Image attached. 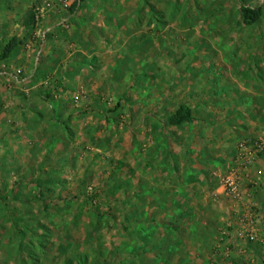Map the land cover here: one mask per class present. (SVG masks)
<instances>
[{"label": "rangeland", "instance_id": "374dc122", "mask_svg": "<svg viewBox=\"0 0 264 264\" xmlns=\"http://www.w3.org/2000/svg\"><path fill=\"white\" fill-rule=\"evenodd\" d=\"M62 3L0 0V264H264V0Z\"/></svg>", "mask_w": 264, "mask_h": 264}, {"label": "trees", "instance_id": "16d2710c", "mask_svg": "<svg viewBox=\"0 0 264 264\" xmlns=\"http://www.w3.org/2000/svg\"><path fill=\"white\" fill-rule=\"evenodd\" d=\"M77 6V2L75 1L72 6L69 8V12L70 13H74L75 9ZM241 12L244 16V18L246 20L249 21H254L258 18L259 16V10L258 9H252L249 6H241ZM33 18V22H35V15L32 17ZM18 43H21L20 40H18L17 38L13 37L8 43H6L4 45V49L2 54L0 55V57L2 59H6L7 57H9V55L11 54L12 50H14V48L16 47V45ZM188 118L187 114H185V112H183V108H180L177 110V112L172 116L170 123L172 125H181L184 121H186ZM40 185L37 184V187H39ZM38 198L39 200L42 202L43 207L45 209L48 208V204H47V200H46V195H45V191L39 187L38 188Z\"/></svg>", "mask_w": 264, "mask_h": 264}, {"label": "crops", "instance_id": "0c3cea01", "mask_svg": "<svg viewBox=\"0 0 264 264\" xmlns=\"http://www.w3.org/2000/svg\"><path fill=\"white\" fill-rule=\"evenodd\" d=\"M29 65V64H28ZM47 65V64H46ZM45 67H49V66H45ZM50 69H52V74L55 75V64L53 63L52 66L50 67ZM3 74L6 76V78H9V76L11 75L10 73H6V72H3ZM8 76V77H7ZM15 82L19 83L23 80H27L28 82L31 80V79H39L40 76H39V73L38 72H30L27 76H24L23 78H17V76H13ZM41 82V81H40ZM16 88H19V86H17ZM20 89V88H19ZM22 89V88H21ZM35 85H29L28 83L26 84V86H24V89L22 90L23 92L22 95L20 96V98H25L24 101L30 99L31 101V98L34 99V101L32 102H38V101H41L43 99V97L46 98H51V95H50V92H46L47 94H41L40 92H35ZM23 101V102H24Z\"/></svg>", "mask_w": 264, "mask_h": 264}, {"label": "built area", "instance_id": "2783aa9c", "mask_svg": "<svg viewBox=\"0 0 264 264\" xmlns=\"http://www.w3.org/2000/svg\"><path fill=\"white\" fill-rule=\"evenodd\" d=\"M68 0H63V6L68 7ZM40 17L39 14H37V18ZM63 23L65 22L64 20L62 21ZM224 187L225 189H227L228 191H234L235 189V182H234V178L232 176H227L226 179L224 180Z\"/></svg>", "mask_w": 264, "mask_h": 264}]
</instances>
